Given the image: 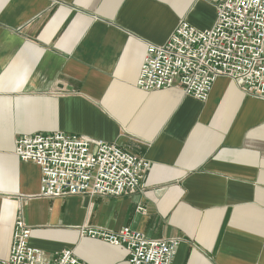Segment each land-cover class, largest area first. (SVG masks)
<instances>
[{"label": "crops", "instance_id": "0c3cea01", "mask_svg": "<svg viewBox=\"0 0 264 264\" xmlns=\"http://www.w3.org/2000/svg\"><path fill=\"white\" fill-rule=\"evenodd\" d=\"M207 0H0V260L22 216L52 264H127L123 247L79 228L179 238L172 264H264V100L219 78L200 102L135 87L147 44L180 21L210 29ZM62 132L117 144L150 163L120 198H39L40 169L15 140ZM143 207L145 213L137 211Z\"/></svg>", "mask_w": 264, "mask_h": 264}, {"label": "built area", "instance_id": "2783aa9c", "mask_svg": "<svg viewBox=\"0 0 264 264\" xmlns=\"http://www.w3.org/2000/svg\"><path fill=\"white\" fill-rule=\"evenodd\" d=\"M215 9L210 29L180 21L162 45L147 44L135 87L143 92L178 89L205 102L219 78L243 93L264 100V0H209ZM14 154L39 167V198L71 196L120 198L144 187L151 165L117 144L53 132L23 135ZM138 212L145 213L143 207ZM81 237L123 247L127 264H172L179 238L149 239L128 227L111 231L79 228ZM31 229L17 216L8 259L0 264H46L45 252L30 245ZM52 264H85L64 250Z\"/></svg>", "mask_w": 264, "mask_h": 264}, {"label": "rangeland", "instance_id": "374dc122", "mask_svg": "<svg viewBox=\"0 0 264 264\" xmlns=\"http://www.w3.org/2000/svg\"><path fill=\"white\" fill-rule=\"evenodd\" d=\"M207 1H209V0H207Z\"/></svg>", "mask_w": 264, "mask_h": 264}]
</instances>
